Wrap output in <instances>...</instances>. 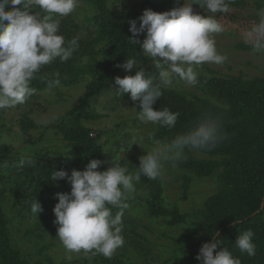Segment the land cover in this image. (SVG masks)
Here are the masks:
<instances>
[{
	"label": "trees",
	"instance_id": "1",
	"mask_svg": "<svg viewBox=\"0 0 264 264\" xmlns=\"http://www.w3.org/2000/svg\"><path fill=\"white\" fill-rule=\"evenodd\" d=\"M82 1L92 7L94 13L85 17L82 23L69 17L61 18L60 27V34L65 37L66 44L73 38L78 40L77 49L66 62L57 59L42 68L32 82L36 92H41L47 88L48 80L57 78V73L59 86L68 87L85 81V91L78 103L60 116L56 123L47 126L54 129L65 142L64 152L39 149L26 153L10 145L0 144V264L46 262H31L13 245L12 238L16 236L4 210L6 201L13 199L18 215L24 219L23 223H27L23 235L45 234L55 217L53 208L58 203L56 194L69 193L71 190L66 180L54 181L50 178L53 171L64 170L69 175L73 169L84 171L93 159L102 161L98 171L107 170L112 163L121 164L130 173L138 170L139 159L130 155V159L121 162L119 158L128 146V132H121L111 141L84 124V120L96 115L90 108V98L98 95L119 74L122 67L118 65H122L126 59L137 56L139 62L147 61L148 57L142 54L139 45L129 42L128 38L132 36L128 23L130 20H136L139 26L138 18L145 9L162 13L181 7L184 2H192L140 0L139 6L143 9L140 12L110 8L107 6L108 0ZM246 6L254 10L251 17L257 20V12L264 11V0H235L230 9ZM192 8L194 13L205 16L219 17L223 14H212L196 4ZM5 10H9L7 6ZM137 39L142 42L144 34H140ZM239 46L252 50L249 44L240 43ZM202 68L192 91L178 89L177 84L182 82L178 79L171 87L161 86L163 95L153 105V109L167 108L179 116L175 127L171 129L155 124L150 130L149 140L167 143L194 128L204 117L217 119L226 137L222 142L210 151L186 149L183 159L176 162L175 166L168 162L179 173L175 180L180 182L183 195L189 192L193 178L214 179L216 192L205 200L204 207L198 209L195 217L190 219L176 206L164 205L163 180L160 176L156 179L141 176L131 194L144 213L136 218L126 214V209L123 210L122 227L125 229L122 236L128 240L126 246L146 261L152 252V243L136 229L139 226L149 229L142 221L145 215L151 219L163 217L169 227L185 226L177 239L179 243L171 257L172 261L180 262L183 259L185 264H201L196 259L201 246L217 240L219 244L214 254L226 248L241 260V264H264V75L253 78L242 75L219 76L204 64ZM144 71L152 75L157 72L154 67H145ZM120 96L126 98L124 94ZM137 105L140 110L139 101ZM5 111L0 110V114ZM20 125L22 135L30 137L29 130L35 127L33 121L25 116ZM197 153L208 157H201ZM35 201L42 207L36 216L31 211ZM117 211L119 209L113 208V215ZM249 229L254 233L256 248V255L251 257L235 245L236 238ZM74 257L80 259L82 264L117 263L116 259H107L102 255L86 258L81 253Z\"/></svg>",
	"mask_w": 264,
	"mask_h": 264
},
{
	"label": "clouds",
	"instance_id": "2",
	"mask_svg": "<svg viewBox=\"0 0 264 264\" xmlns=\"http://www.w3.org/2000/svg\"><path fill=\"white\" fill-rule=\"evenodd\" d=\"M235 0H192L181 7L157 13L145 9L139 19L130 20L129 42L139 45L142 54L152 60L155 75L143 68L135 75L116 77V92L129 93L130 99L139 101V119L144 123L159 124L169 129L175 127L179 114L169 109L154 110L153 105L163 95L161 86L171 87L175 80L188 86L198 83L197 68L205 63L220 65L227 59L216 48L215 36L223 32L214 16L194 13L192 5L204 7L208 12L227 13ZM6 6L9 10H5ZM78 0H0V110L22 105L36 93L32 82L47 65L59 59L69 60L78 47V40L69 42L60 34L61 18L72 14ZM38 9V10H37ZM7 22V24L5 23ZM144 34L141 42L137 37ZM248 43L254 53L264 51V16L247 33ZM137 56L125 60V71L136 68ZM47 81V90L60 85L59 73ZM220 122L212 117L202 118L184 134L170 142L156 141V146L139 161L138 170L130 173L119 163L98 171L102 161L91 160L84 171H53L52 180H66L69 193H57L58 203L53 212L58 225L57 238L68 254H83L86 258L102 255L111 259L125 241L123 210L129 194L141 176L156 179L166 162L175 166L184 157L186 149L210 151L225 139ZM135 144V143H134ZM119 209L113 215L112 209ZM36 216L42 211L35 201L31 206ZM251 229L235 240L236 247L248 256L256 255ZM217 240L204 243L196 257L201 264H241V260L226 249L219 251ZM66 260L71 262L72 256Z\"/></svg>",
	"mask_w": 264,
	"mask_h": 264
},
{
	"label": "rangeland",
	"instance_id": "3",
	"mask_svg": "<svg viewBox=\"0 0 264 264\" xmlns=\"http://www.w3.org/2000/svg\"><path fill=\"white\" fill-rule=\"evenodd\" d=\"M140 0H108L107 6L121 10L142 11L139 6ZM38 10V9H37ZM194 11V10H193ZM94 13V9L82 0H78L77 9L70 14L69 18L74 19L77 23H82L85 17ZM254 10L250 6L230 9L229 12L223 13L219 17H214L222 26L223 32L215 36L216 48L218 52L227 57L225 62L220 65L205 63L210 70L216 75H242L245 78L264 75V51L254 53L252 50H246L239 46L240 43L249 44L247 33L252 26L264 16L263 12H257L258 19L252 18ZM154 67L150 58L146 62H139L138 66L130 71L121 68L119 74L112 78L109 84L96 96L90 98V108L96 114L84 120V124L92 129H96L104 138L111 141L119 136L121 132H128V146L119 155L120 161L123 162L134 156L139 159L151 152L156 146L155 142L149 140L150 130L155 124L144 123L140 121L137 101L130 99L129 93H123L126 98L120 96L115 90V78H123L126 75H135L140 68ZM202 66L197 68L200 73ZM84 82L81 80L78 84L72 86H59L51 91L47 88L41 92H36L25 104L8 108L0 114V144L10 145L14 149H20L24 152L37 151L39 149L64 152L65 142L60 135L47 126L56 123L58 118L70 110L78 103L79 97L84 93ZM178 89L192 91V86L186 85L183 81L177 84ZM89 108V110H91ZM87 111V110H86ZM25 116L35 124L34 128L29 130V136L22 135L20 125L21 119ZM96 134V132H95ZM104 138H102L104 140ZM135 143V144H134ZM130 144V145H129ZM201 157H208L205 154L197 153ZM179 173L173 170L168 162L164 164V169L160 175L163 180L162 199L167 207L176 206L182 213L188 215V218L195 217L198 209L204 207L205 200L212 195L215 190L214 179L212 178H193L189 192L183 195L180 182L175 178ZM134 196L129 194L127 199L128 208L126 214L140 218L144 211L139 207V203L133 200ZM15 202L8 200L4 204L9 226H11L15 239L12 243L16 248L22 251L24 257L31 262L46 261L43 264H82L80 259L74 256L76 253L68 254L57 238L58 225L55 223V217L49 223L47 231L44 233L23 235L27 228V223L18 215V208L14 206ZM143 223L149 227L139 226L136 229L138 233L146 236L152 243V252L148 254L147 260L138 255L131 247L124 245L119 248L111 259L116 262L104 264H185L183 261H172L178 238L183 233L185 226L169 227L166 219H151L147 215L142 218ZM20 225V228L17 227ZM125 227H123L124 231ZM162 234L165 236L162 237ZM47 245V247H45ZM71 255L72 260L68 262L66 256ZM42 256V257H41ZM100 264V263H97Z\"/></svg>",
	"mask_w": 264,
	"mask_h": 264
},
{
	"label": "water",
	"instance_id": "4",
	"mask_svg": "<svg viewBox=\"0 0 264 264\" xmlns=\"http://www.w3.org/2000/svg\"><path fill=\"white\" fill-rule=\"evenodd\" d=\"M263 198H264V196H263ZM263 205V203H261V206Z\"/></svg>",
	"mask_w": 264,
	"mask_h": 264
}]
</instances>
